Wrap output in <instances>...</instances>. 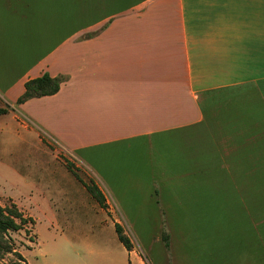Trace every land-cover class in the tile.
<instances>
[{"label": "crops", "instance_id": "crops-1", "mask_svg": "<svg viewBox=\"0 0 264 264\" xmlns=\"http://www.w3.org/2000/svg\"><path fill=\"white\" fill-rule=\"evenodd\" d=\"M10 55L28 63L12 81L0 64V104L60 153L165 140L182 180L150 184L153 216L220 223L226 234H200L205 261L264 250V0H0V61ZM44 74L62 79L59 91L16 106ZM99 188L101 212L128 236ZM131 242L128 264H151Z\"/></svg>", "mask_w": 264, "mask_h": 264}, {"label": "rangeland", "instance_id": "rangeland-1", "mask_svg": "<svg viewBox=\"0 0 264 264\" xmlns=\"http://www.w3.org/2000/svg\"><path fill=\"white\" fill-rule=\"evenodd\" d=\"M25 63L11 55L0 61L12 70L8 81L24 71ZM4 105L0 104V109L7 110L0 114V205H16L33 224L12 234V249L0 256V264H108L110 255L128 264L111 219L101 212L68 164L83 181L94 182L107 193L126 233L151 264H264V250L257 245L249 262L215 261V256L205 261L198 253L207 239L200 234H226L220 223H178L153 216L156 206L148 196L150 184L182 180L176 179L181 159L165 140L152 146L140 143L133 149L111 147L64 155L39 136L37 127L16 107ZM256 174V183L264 185V177ZM118 187L131 189H114ZM125 207L133 211L127 213ZM168 232L173 235V245L184 244L182 251H169Z\"/></svg>", "mask_w": 264, "mask_h": 264}, {"label": "trees", "instance_id": "trees-1", "mask_svg": "<svg viewBox=\"0 0 264 264\" xmlns=\"http://www.w3.org/2000/svg\"><path fill=\"white\" fill-rule=\"evenodd\" d=\"M61 82V78H52L48 74L32 79L26 83L25 93L18 99L16 104H23L31 98L53 95L59 91ZM6 112V109H0V114ZM68 168L74 175H76L77 179L84 184L87 191L99 203V205L104 209L107 208L106 197L99 186L94 182L87 183L83 181L69 164ZM28 224H33V221H31L30 218L25 217L16 205H13L12 207H3L0 205V256L4 252L9 251V249H12L9 247L12 245V234L27 229ZM115 229L119 240L128 250H131L133 244L130 238L124 233L123 227L119 223H115Z\"/></svg>", "mask_w": 264, "mask_h": 264}]
</instances>
